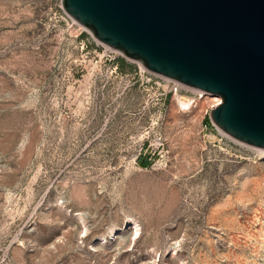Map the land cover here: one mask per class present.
Here are the masks:
<instances>
[{"label": "rangeland", "instance_id": "obj_1", "mask_svg": "<svg viewBox=\"0 0 264 264\" xmlns=\"http://www.w3.org/2000/svg\"><path fill=\"white\" fill-rule=\"evenodd\" d=\"M90 35L0 0V264H264V153Z\"/></svg>", "mask_w": 264, "mask_h": 264}, {"label": "water", "instance_id": "obj_2", "mask_svg": "<svg viewBox=\"0 0 264 264\" xmlns=\"http://www.w3.org/2000/svg\"><path fill=\"white\" fill-rule=\"evenodd\" d=\"M100 43L148 71L220 97L222 132L264 150V0H61Z\"/></svg>", "mask_w": 264, "mask_h": 264}, {"label": "built area", "instance_id": "obj_3", "mask_svg": "<svg viewBox=\"0 0 264 264\" xmlns=\"http://www.w3.org/2000/svg\"><path fill=\"white\" fill-rule=\"evenodd\" d=\"M62 13L64 14V16L70 20L73 24H77L78 26H80L81 28H83L81 25H79L77 22H75L62 8ZM90 33V32H89ZM91 34V33H90ZM91 36V39H92V43L93 45L95 46V49L96 50H100L102 51L103 54L109 56L112 60H113V63H115L114 67L115 69H117L120 65H118V60L120 57H125L121 52H119L118 50L116 49H113L109 46H106L102 43H100L99 41H97L92 35ZM126 58V57H125ZM127 60L130 61V59L126 58ZM132 61V60H131ZM134 62H137V61H134ZM139 65H138V68L141 72H144L146 73L147 75H150V76H154V77H145V80L146 81H149L151 78H156L158 81V83H160V79L161 80H164L167 84H169V86H173V90H175L178 86H183L185 87L186 89H189L191 91H194L195 93H197L200 97H202L203 95H207L206 93L200 91V90H197V89H193V88H190V87H187V86H184L180 83H178L177 81H174V80H170L169 78H166V77H163V76H160V75H157V74H154L150 71H148L141 63L137 62ZM215 98H218V100H216V103L215 105H217L218 103H220V97L218 96H214ZM193 100V103H194V99ZM221 134L225 137H227L228 139L234 141L235 143H238V144H241L240 142H238L237 140L231 138L230 136H228L227 134H225L224 132H221ZM253 149L257 150V151H260L262 153H264V150L262 149H258V148H255V147H252Z\"/></svg>", "mask_w": 264, "mask_h": 264}, {"label": "bare ground", "instance_id": "obj_4", "mask_svg": "<svg viewBox=\"0 0 264 264\" xmlns=\"http://www.w3.org/2000/svg\"><path fill=\"white\" fill-rule=\"evenodd\" d=\"M216 100H218V98H216ZM177 101L179 103V105L183 108H188L190 104L193 103V100L190 98H187L186 96H177ZM136 228V225H135ZM137 231V228L135 229Z\"/></svg>", "mask_w": 264, "mask_h": 264}, {"label": "trees", "instance_id": "obj_5", "mask_svg": "<svg viewBox=\"0 0 264 264\" xmlns=\"http://www.w3.org/2000/svg\"><path fill=\"white\" fill-rule=\"evenodd\" d=\"M120 62V59H119ZM120 65L122 66V62L120 63ZM141 166H147L149 164V161H144L142 160L141 162H139Z\"/></svg>", "mask_w": 264, "mask_h": 264}, {"label": "crops", "instance_id": "obj_6", "mask_svg": "<svg viewBox=\"0 0 264 264\" xmlns=\"http://www.w3.org/2000/svg\"><path fill=\"white\" fill-rule=\"evenodd\" d=\"M142 160H144V161H148V159L147 158H144V157H142V156H140L139 158H138V162H141Z\"/></svg>", "mask_w": 264, "mask_h": 264}]
</instances>
